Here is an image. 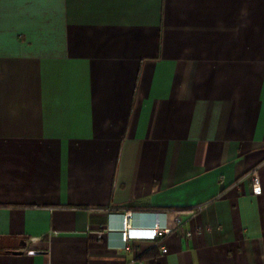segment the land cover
<instances>
[{"label": "crops", "instance_id": "obj_1", "mask_svg": "<svg viewBox=\"0 0 264 264\" xmlns=\"http://www.w3.org/2000/svg\"><path fill=\"white\" fill-rule=\"evenodd\" d=\"M0 264H264V0H0Z\"/></svg>", "mask_w": 264, "mask_h": 264}, {"label": "built area", "instance_id": "obj_2", "mask_svg": "<svg viewBox=\"0 0 264 264\" xmlns=\"http://www.w3.org/2000/svg\"><path fill=\"white\" fill-rule=\"evenodd\" d=\"M252 192L254 195H259L261 193V186L259 182V178L256 173L252 174ZM202 206H198L196 210H201ZM122 222H121V239L124 243H128L131 240H149L155 241L157 238L165 236L170 233L169 229H161L159 214L155 213V222L152 228L149 229H137L132 226V214L131 212H124L121 214ZM186 237L190 236L189 232L184 233ZM162 253H166V248H162Z\"/></svg>", "mask_w": 264, "mask_h": 264}, {"label": "water", "instance_id": "obj_3", "mask_svg": "<svg viewBox=\"0 0 264 264\" xmlns=\"http://www.w3.org/2000/svg\"><path fill=\"white\" fill-rule=\"evenodd\" d=\"M36 248H37V245L35 244H31L30 246H29V249L31 250V253H35V251H36ZM24 249V248H23ZM14 253H20V252H18V251H15Z\"/></svg>", "mask_w": 264, "mask_h": 264}]
</instances>
